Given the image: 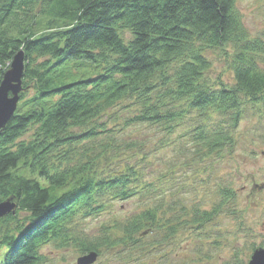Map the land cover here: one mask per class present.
I'll list each match as a JSON object with an SVG mask.
<instances>
[{
    "label": "trees",
    "instance_id": "trees-1",
    "mask_svg": "<svg viewBox=\"0 0 264 264\" xmlns=\"http://www.w3.org/2000/svg\"><path fill=\"white\" fill-rule=\"evenodd\" d=\"M236 1L0 0V84L12 58L24 59L19 103L0 130V203L17 209L0 218V264H45L50 244L98 254L80 222L160 188L132 166L95 170L96 156L119 148L99 121L119 103L135 108L128 126L171 135L187 121L182 137L197 161L233 147L243 107L264 101V40L250 38ZM213 50L233 83L208 77ZM234 196L219 188L220 202L193 210V224H209ZM152 210L126 224L125 239L153 222Z\"/></svg>",
    "mask_w": 264,
    "mask_h": 264
},
{
    "label": "rangeland",
    "instance_id": "rangeland-1",
    "mask_svg": "<svg viewBox=\"0 0 264 264\" xmlns=\"http://www.w3.org/2000/svg\"><path fill=\"white\" fill-rule=\"evenodd\" d=\"M235 6L250 38L264 40V0H237ZM206 55L211 62L208 77L233 83L220 52ZM130 103L121 102L99 118L113 130L119 148L111 157L96 160L98 153L91 154L96 156L95 170L132 166L141 182L152 181L160 188L154 194L113 201L80 222V237L99 248L93 264H247L254 249H264V101L243 107L232 131L233 147L207 161L192 158L182 137L187 121L171 135L144 124L128 126L125 122L135 111ZM221 187L234 191L233 200L209 224H193V210L216 206ZM148 207L157 213L153 222L141 224L142 231L125 239L123 228ZM117 239L124 242L111 247ZM41 250L45 264H77L88 254L79 243L61 249L50 244Z\"/></svg>",
    "mask_w": 264,
    "mask_h": 264
},
{
    "label": "water",
    "instance_id": "water-1",
    "mask_svg": "<svg viewBox=\"0 0 264 264\" xmlns=\"http://www.w3.org/2000/svg\"><path fill=\"white\" fill-rule=\"evenodd\" d=\"M12 59L9 69L3 75L0 84V130L13 117V112L19 103V94L22 92L23 52L17 53ZM16 210L15 201L7 199L0 203V218L8 214H14ZM96 256L97 253L95 251L90 252L79 258L77 264H93ZM247 264H264V249H255Z\"/></svg>",
    "mask_w": 264,
    "mask_h": 264
}]
</instances>
